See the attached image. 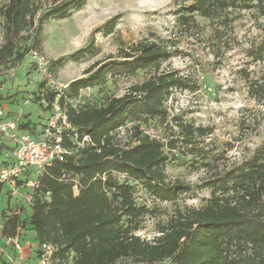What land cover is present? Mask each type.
I'll use <instances>...</instances> for the list:
<instances>
[{
    "label": "trees",
    "instance_id": "16d2710c",
    "mask_svg": "<svg viewBox=\"0 0 264 264\" xmlns=\"http://www.w3.org/2000/svg\"><path fill=\"white\" fill-rule=\"evenodd\" d=\"M3 1L0 69L18 66L38 46L36 35L45 21L64 19L85 4V0ZM186 1L190 5L178 17L183 28L196 26V15L226 28L237 8H253L264 17V0ZM260 30L246 51L255 62L264 60V24ZM30 31L32 36H23ZM29 40V45H21ZM93 51L91 40L69 60L78 62ZM171 56L162 42L141 40L120 50L117 59L94 62L83 77L67 85L59 98L61 105L108 76L147 74L100 107L66 102L73 131L64 137L63 146L70 154L38 176L27 218L20 216L22 207L3 214V239L14 238L26 222L38 243L55 247L53 264H264V143L249 158L222 168L217 158L207 160L199 141L209 129L179 118L169 120L165 102L173 90L190 88L176 71L161 69ZM247 81L249 96L264 98V77ZM55 97L56 92L48 93L47 103ZM151 121L168 126L169 137L144 133L142 125ZM19 128L35 129L21 123ZM121 129L129 133L127 142L118 137ZM74 135L77 141L88 136L91 143L80 147ZM176 154L191 156L205 168L208 179L203 186L210 196L200 208H176L165 222L157 223L155 237L142 239L136 232L156 208L135 201V185L157 202L175 203L191 191L189 183L167 178L166 166L177 159Z\"/></svg>",
    "mask_w": 264,
    "mask_h": 264
},
{
    "label": "rangeland",
    "instance_id": "374dc122",
    "mask_svg": "<svg viewBox=\"0 0 264 264\" xmlns=\"http://www.w3.org/2000/svg\"><path fill=\"white\" fill-rule=\"evenodd\" d=\"M49 4L51 0H41ZM4 4L0 0V7ZM186 0H85L64 19H49L42 24L37 38L39 44L22 62L12 68L0 69V109L5 119H16L30 124L32 130L22 131L36 135L51 115L47 94L62 92L67 85L83 77V72L96 61L117 59L120 50L141 40L162 42L172 51L161 69L176 71L190 88L173 90L165 102L169 120H179L209 129L201 138L208 159L217 158L219 168L249 158L254 149L264 143V98L253 99L248 94V81L264 77V60L252 61L246 54L251 43L261 35L264 17L255 9L237 8L230 14L228 27L196 15V26L183 28L179 23ZM0 15V45L3 43ZM218 28V30H216ZM33 32L23 36H32ZM94 42V51L78 62L69 60L77 50ZM31 41L21 42L29 45ZM147 78L144 71L130 77L108 76L104 83L79 91L78 104L100 107L110 97H118L135 83ZM71 105L76 102L71 100ZM171 126V123H169ZM144 133L167 138L168 126L155 121L142 125ZM174 130H176L174 128ZM118 137L124 142L129 133L121 129ZM0 168L12 143L0 136ZM166 166L167 178H178L191 185L175 203L157 202L141 185L134 187L138 204L155 207L156 213L147 215L136 235L151 240L157 235V223L165 222L176 208H200L210 196L203 186L208 179L205 168L191 156L176 154ZM37 173L31 175L35 180ZM30 189L0 183V264H38V242L28 223L20 229V245L28 252L17 254L1 234L3 214L19 211L22 218L31 214L25 196ZM17 212V211H16ZM21 258V259H20ZM19 259V260H17Z\"/></svg>",
    "mask_w": 264,
    "mask_h": 264
},
{
    "label": "built area",
    "instance_id": "2783aa9c",
    "mask_svg": "<svg viewBox=\"0 0 264 264\" xmlns=\"http://www.w3.org/2000/svg\"><path fill=\"white\" fill-rule=\"evenodd\" d=\"M61 95L62 92L56 93L55 100L50 104L51 115L42 130L36 135L22 131L16 119L3 118L0 109V136L8 139L13 145L7 160L0 168V183L9 182L12 186H23L30 189V192L25 196L28 205L32 202V193L39 186L38 176L54 161H62L65 156L70 154V150L63 146V141L65 136H69V130L73 131L66 113V102H72L67 99L64 105H61L59 103ZM74 101L76 103L73 106H76L79 102V94ZM74 139L77 141V135H74ZM90 143L88 136L77 141L80 147ZM34 172L37 173V178L32 180L31 175ZM20 235V229H18L14 238L4 239L17 254L23 252ZM54 253L53 245L39 243L36 250L38 264H53ZM13 264H18V261Z\"/></svg>",
    "mask_w": 264,
    "mask_h": 264
},
{
    "label": "crops",
    "instance_id": "0c3cea01",
    "mask_svg": "<svg viewBox=\"0 0 264 264\" xmlns=\"http://www.w3.org/2000/svg\"><path fill=\"white\" fill-rule=\"evenodd\" d=\"M6 160H7V157H6L5 161H6ZM5 161H4V162H5ZM25 252H28V250H26V247H23V252H22V254L25 253Z\"/></svg>",
    "mask_w": 264,
    "mask_h": 264
}]
</instances>
